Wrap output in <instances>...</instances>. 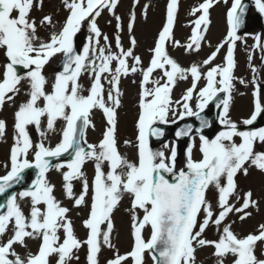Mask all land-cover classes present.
I'll use <instances>...</instances> for the list:
<instances>
[{
	"label": "snow or ice",
	"instance_id": "obj_1",
	"mask_svg": "<svg viewBox=\"0 0 264 264\" xmlns=\"http://www.w3.org/2000/svg\"><path fill=\"white\" fill-rule=\"evenodd\" d=\"M221 2L227 5L229 0H202L192 7L191 32L181 42L174 34L179 0H167L165 20L148 48L145 64L136 53L140 0H133L127 19L117 14L121 0H61L66 12L62 21L50 14L39 21L32 16L35 8L43 10L44 0H0V53L5 57L0 65V110L6 104L14 106L10 163L5 165L6 174L0 175V195H6L0 202V264H79L82 249L86 264H101L105 249L112 256L104 264H145L146 253L153 264H199L198 251L209 247L215 264H225L229 257V264H264V223L242 235L233 230L236 220L228 222L230 216L244 222L252 216L250 209L260 211V201L251 189H240L238 176H249L252 170L264 176V127L244 130L230 116L238 79L235 48L242 40L238 31L247 5L231 0L226 10L227 33L215 46L208 43L213 50L206 58L185 67L169 52L171 47L199 55L211 25L210 9ZM254 5L264 16V0H254ZM149 7L143 6L145 22ZM105 11L111 17L112 36L99 26ZM85 27V42L77 46V35ZM41 30L47 36L42 37ZM253 39L252 47L264 53V36L257 34ZM222 49V62L216 63ZM57 56L61 57L58 70L49 78L45 68ZM251 70L254 105L241 122L244 126L254 125L264 115L257 69L251 66ZM130 76L138 77L132 80L138 87L135 139L123 141L134 150L131 158L121 152L118 138L125 95L121 83ZM84 77L87 84L82 82ZM189 79L191 86L174 100L177 84ZM201 80L205 83L198 88ZM239 83L247 86L248 82L239 78ZM21 95L24 99L18 101ZM213 101L222 109L218 119L223 130L209 138L204 129L212 124L201 113ZM95 111L102 114L104 128L98 142L89 143L87 131L95 130ZM170 117L172 123L185 117L199 121V127L185 124L175 133L177 138L190 139L183 167H177L175 143L168 154L153 150L150 144V138L164 136L159 125L169 123ZM58 124V142L46 145L44 140L57 132ZM30 126L41 137L37 143ZM7 129V121L0 119V139ZM65 154L67 159L53 163ZM89 161L94 166L91 179L84 171ZM53 168L62 176V193L71 207L57 198L56 186L48 180ZM28 169L36 170L31 186L8 194L25 179ZM74 182H79V191ZM126 197L131 245L121 254L113 243L114 213ZM20 201L27 202V211ZM81 208L87 210L81 220L86 230L83 238L70 216L73 209ZM210 229L216 232L215 238H208ZM28 240L38 242L35 251L28 248ZM17 246L25 251H17Z\"/></svg>",
	"mask_w": 264,
	"mask_h": 264
},
{
	"label": "rangeland",
	"instance_id": "obj_2",
	"mask_svg": "<svg viewBox=\"0 0 264 264\" xmlns=\"http://www.w3.org/2000/svg\"><path fill=\"white\" fill-rule=\"evenodd\" d=\"M164 3H165V0H159L156 3V5L152 8V10L148 12L147 22L144 21L142 13L137 14L138 20H137V25H136V36L139 41V47L137 48L136 53L140 55L144 59V61L147 57L148 48L152 46L153 38L156 35V32L153 33V28L155 26V31H157L159 24L162 21V11L164 8ZM218 6L219 7L214 11V13H216L217 10L218 12H220V10L221 11L223 10L222 3L218 4ZM223 11H222V15H223ZM222 25H223V30H224L225 28H224L223 17H222ZM218 34H219V31L216 30L215 27H213L212 32L209 36L210 41L216 39ZM249 38L250 36H248V38L245 39L246 43H249ZM124 42L127 45V35L126 34H124ZM176 50L177 49L172 50V56L174 57H176L177 55ZM208 52H209V49H206V51L201 50L199 55L190 56V55L185 54L184 51H181L178 58L180 62L182 63V65L186 67V66H189V64L193 61L202 60ZM132 80H133V77L130 76L128 78L123 79L121 83V89L125 93V95L123 98V107L120 109L119 122L125 123V121L128 120V123L126 125V128H121L118 134V138L120 140V150L122 153L128 155L130 158L133 156L134 150L130 147L125 146L123 144V141L125 139L134 140V130H133V125L130 122V119H132L134 116L133 96H135L136 98L137 87L135 86V84L132 83ZM241 102L242 101H239L240 105H241ZM245 103L248 104V101H245ZM247 111L249 110L247 109L245 112ZM233 115L238 116L240 114L237 112H234ZM121 212H123V210H120L117 213H121ZM126 219L129 220L128 217ZM119 247L121 248V251H124L126 249L124 244H122Z\"/></svg>",
	"mask_w": 264,
	"mask_h": 264
}]
</instances>
